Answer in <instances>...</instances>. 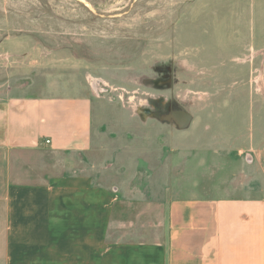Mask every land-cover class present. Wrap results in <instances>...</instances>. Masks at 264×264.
Returning <instances> with one entry per match:
<instances>
[{
    "label": "rangeland",
    "instance_id": "1",
    "mask_svg": "<svg viewBox=\"0 0 264 264\" xmlns=\"http://www.w3.org/2000/svg\"><path fill=\"white\" fill-rule=\"evenodd\" d=\"M263 44L264 0H0V100L91 98L72 170L135 201L141 226L165 187L233 196L264 125Z\"/></svg>",
    "mask_w": 264,
    "mask_h": 264
},
{
    "label": "crops",
    "instance_id": "2",
    "mask_svg": "<svg viewBox=\"0 0 264 264\" xmlns=\"http://www.w3.org/2000/svg\"><path fill=\"white\" fill-rule=\"evenodd\" d=\"M91 109L88 96L0 100V264H264V125L249 135L245 161L232 160L248 166L233 196L193 185L166 200L174 192L165 187L146 208L159 219L141 227L127 206L135 201L72 170L92 145ZM47 154L69 157L48 165Z\"/></svg>",
    "mask_w": 264,
    "mask_h": 264
},
{
    "label": "water",
    "instance_id": "3",
    "mask_svg": "<svg viewBox=\"0 0 264 264\" xmlns=\"http://www.w3.org/2000/svg\"><path fill=\"white\" fill-rule=\"evenodd\" d=\"M178 116L180 117V119H181V122H182V121H183V122H185L186 120H188L187 116H186V115H184L183 113H181V114H178Z\"/></svg>",
    "mask_w": 264,
    "mask_h": 264
},
{
    "label": "built area",
    "instance_id": "4",
    "mask_svg": "<svg viewBox=\"0 0 264 264\" xmlns=\"http://www.w3.org/2000/svg\"><path fill=\"white\" fill-rule=\"evenodd\" d=\"M45 143L47 144V143H48V141H45Z\"/></svg>",
    "mask_w": 264,
    "mask_h": 264
}]
</instances>
